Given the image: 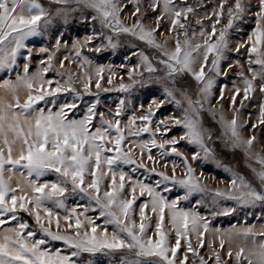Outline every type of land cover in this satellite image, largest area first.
<instances>
[{"label":"snow or ice","instance_id":"snow-or-ice-1","mask_svg":"<svg viewBox=\"0 0 264 264\" xmlns=\"http://www.w3.org/2000/svg\"><path fill=\"white\" fill-rule=\"evenodd\" d=\"M245 18L254 21L251 30L232 40ZM70 19L98 27L69 43L52 26ZM122 35L143 46L132 45L136 64L121 65L130 82L117 85L123 95L115 110H98L101 91L111 90L101 84L105 68L108 84L116 70L92 54L115 50ZM35 37L45 43L30 47ZM233 57L246 60L247 74ZM65 61L77 71L65 70ZM0 72L9 74L0 79V264H264V230L241 229L251 245L225 248L233 232L210 223L221 199L264 209V151L253 150L264 137V0H214L210 10L206 0H0ZM233 72L243 87L233 82L226 112L212 101H223L227 85L218 96L213 89ZM153 85L163 99L134 109L127 97ZM253 99L255 122L242 113ZM165 101L182 115L158 116ZM181 140L196 150L186 155ZM210 141L240 150L250 174L233 170L230 188L210 189L193 167L215 158ZM154 148L171 174L156 167ZM170 156L183 174L176 160L169 166ZM174 190L181 194L170 198Z\"/></svg>","mask_w":264,"mask_h":264},{"label":"rangeland","instance_id":"rangeland-1","mask_svg":"<svg viewBox=\"0 0 264 264\" xmlns=\"http://www.w3.org/2000/svg\"><path fill=\"white\" fill-rule=\"evenodd\" d=\"M46 5L49 3V0H42ZM188 3H193L194 0H187ZM214 0H206V4L208 9L210 10L212 3ZM55 5H53L54 7ZM202 13H197V15H201ZM194 20L193 15H189L188 21L190 27L196 28L197 35H199V28L192 23ZM205 21H207V18H205ZM226 21H221V23H224ZM254 24V21L248 18H245L243 24L239 26V29L235 31V33L231 36L232 40H237L240 38H246V33L251 30V27ZM59 28L61 32L66 33V35L63 37L64 39L69 40V43L71 42V38L75 37H82L86 33L90 34V29L92 27H98V25H90L87 22H83L80 20H74L70 19L69 23L65 25L63 21L56 20L55 23L52 26V31H54L56 28ZM206 27L208 31H211L210 26L207 25ZM159 35V33H158ZM49 36H51V31L49 32ZM182 36V34H181ZM32 40V44L29 46H35L40 47L41 44L45 43V40L43 37H35L30 38ZM39 41V42H38ZM134 44H140L143 46V43L138 41L136 38L122 35L120 37L119 46L112 50L111 48L102 49L99 53H93V58L96 60L97 63L105 64V65H111L116 70V76L113 78V82L111 84H108L106 81V76L108 73V69L105 68V79L101 81V84L104 88L111 89L110 91H101L100 93V100H101V106L98 107V110H103L104 108H112L113 111L115 110V102L118 101L119 96L123 95V92L117 87V85L121 82V78L123 79V82L125 84L129 83V77L127 76L126 72L121 71V65H123V68L127 69L130 68L132 65L137 63L138 56L136 55H130V53H134L135 49L132 48V45ZM170 46H174V42H170ZM151 51V50H149ZM63 49H61L57 56L64 55ZM86 54H88L86 52ZM127 57V62L125 58ZM41 59L40 56H36L32 60V64L30 66V71H35V68L37 66V61ZM233 59H241V63L245 66V72L247 74V62L246 60L240 58V57H233ZM20 64L23 63V60L18 61ZM79 65L76 63L69 64L68 61H65L64 69L68 70L69 68L75 72L77 71ZM235 67V66H234ZM94 70V69H93ZM137 71H140V69H137ZM147 73H145L146 75ZM16 73L12 72L10 78H15ZM9 78V74L5 72H0V79ZM235 82L238 86L241 88L243 87L242 82L236 80V73L233 72L232 75L228 76L227 80H224L223 78H218L217 85L213 89V95L218 96V88L221 85H227L225 88V96L223 101L213 100L212 103L215 104L217 107H220L221 103L223 104V107L226 112H230V105L228 103V95L229 90L232 88V84ZM78 83V82H77ZM92 91L95 92L96 88L95 85H91ZM137 90L132 92L130 97H127L131 100L132 107L135 109L136 105L138 103H143L145 107H147L148 103L151 101L152 96H157L159 99H163L162 96H159V86L153 85L148 86L146 88H139V86H136ZM79 90L83 91L82 86H79ZM162 91V90H161ZM26 93V90L21 86L19 88V94L23 97ZM85 99H88V96H85ZM239 99L240 97H237V106H239ZM259 101L258 99H253L250 104L246 101L247 107L246 109L242 110L243 116L246 120H251L252 122H255L258 110L257 105ZM249 113H251V116H249ZM171 114L175 115H182L181 110L178 106H176L174 103H171L169 101H165V104L161 107V109L158 110V116L160 117H167ZM127 118L126 116L124 117ZM257 129H260V126L257 125ZM218 130V125H217ZM182 129L179 126H173V130L171 132L172 135H179ZM245 134H248L250 132V129L246 128L244 129ZM261 131H264V129H261ZM144 138L147 139V134H144ZM159 138V137H158ZM262 143L260 144H254L253 150L254 151H264V137H261ZM211 147L215 148V158H209L204 160L202 163L199 162H193V167L196 168L197 174L203 173V181L208 185L210 189L212 188H230L231 187V176L232 171L240 172L244 175H249V169L246 168L242 161L243 153L240 150H236L233 152V150L229 148H223L218 147L215 145L214 141L209 142ZM179 149L181 151H184L186 155H190V153L194 150H196L195 145H188L183 140H181L180 144L178 145ZM153 156L156 157V167L159 170H167L169 171V174H171V168L163 169L162 166L164 164V161L161 160V158L157 155V150L154 148L152 149ZM203 155V154H201ZM172 160H176L177 168L176 173L177 175L183 174V168L180 166V161L175 156H170L168 158L169 166L172 163ZM219 161V163H217ZM151 166V164H150ZM127 170V169H125ZM152 179H155L153 176ZM181 194L178 191L174 190L171 193H169V197L175 196ZM197 198H200L199 196ZM206 200H210L211 196H205ZM143 199V198H141ZM73 200H69L68 203H73ZM80 203H84L83 201H80ZM192 204H194V201H192ZM183 207H190L189 203H183ZM225 207H231L234 209V211L230 213H224L223 208ZM220 212L219 215L213 218V220L210 222L211 227L216 228L219 227L221 229H228L229 231L233 232V235L231 238L225 237L226 243L225 248L231 246L233 249H236L240 246L248 247L251 245V238H246L245 236L240 234V230L247 228L249 226H253V230L256 232L264 230L262 226H264V219H261V213L264 212V209H262L260 206L256 207H249V206H242L238 204L236 201H233L231 199H221L219 201V208L216 209ZM202 211V209H201ZM88 215H96L94 212L87 213ZM152 215V214H150ZM83 218V217H82ZM138 219V217H137ZM99 222V221H97ZM154 223V221H153ZM235 225V230L232 229V226ZM109 231H111V228H109ZM212 239V237L205 233V242L207 244L208 240ZM218 237L216 238V246L219 247L218 244ZM183 244V241H182ZM56 246H59L57 244ZM223 251V250H221ZM203 253V250H202ZM84 258L87 259V254L84 255Z\"/></svg>","mask_w":264,"mask_h":264}]
</instances>
